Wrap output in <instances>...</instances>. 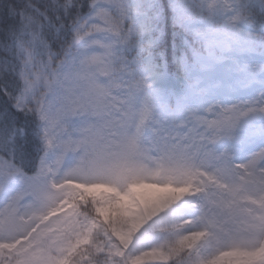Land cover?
Here are the masks:
<instances>
[{"label":"snow or ice","instance_id":"obj_1","mask_svg":"<svg viewBox=\"0 0 264 264\" xmlns=\"http://www.w3.org/2000/svg\"><path fill=\"white\" fill-rule=\"evenodd\" d=\"M145 145L210 178L223 251H264V0H0V264H75L62 184Z\"/></svg>","mask_w":264,"mask_h":264},{"label":"trees","instance_id":"obj_2","mask_svg":"<svg viewBox=\"0 0 264 264\" xmlns=\"http://www.w3.org/2000/svg\"><path fill=\"white\" fill-rule=\"evenodd\" d=\"M152 153L155 157H151L150 163H145V158ZM180 158L183 157L179 154H163L150 145L124 149L107 155L105 164L108 172L111 173L112 192L110 195H95L88 201L83 214H81L82 217L97 225L95 230L92 234H89V229L81 228L80 218L79 225L74 232H66L64 236L66 240H70L75 244L77 253L75 264H120L118 253L121 248L116 240L117 235L121 230H130V226L135 219L131 213L124 209L122 201L118 199V194L131 183L138 182L143 184L145 178L151 175L153 162L155 161L162 163L163 172L165 175H169L167 178H170V180L180 181V175L189 177L190 174L183 172L185 168L188 169L189 173L201 172L202 180H199L197 185L194 184V187L197 189V193L202 196V204H206L208 199L214 196L215 188L210 186V178L207 174L200 168L193 169L189 167L188 162L184 158L183 160ZM73 190V186L64 184L61 186L60 192L64 191L66 195H73ZM248 199L252 200V197L242 198L239 204L233 208L232 216L234 220L227 225L228 227L240 231L251 223L250 219L243 218L241 214L239 217L236 216L238 213L237 207L242 206ZM201 205L198 207L193 206L195 213L200 217ZM200 231L203 239L209 244L212 257L226 252L222 250L225 245L224 240L214 236L203 226ZM75 232H78L79 235H75ZM156 232L160 235V251L166 253L168 257L166 264H199L196 254L187 250L190 246V241L181 237L172 214L159 216ZM86 237H90L92 241L88 245H83ZM91 252H94L95 255L92 256Z\"/></svg>","mask_w":264,"mask_h":264},{"label":"rangeland","instance_id":"obj_3","mask_svg":"<svg viewBox=\"0 0 264 264\" xmlns=\"http://www.w3.org/2000/svg\"><path fill=\"white\" fill-rule=\"evenodd\" d=\"M149 160V158H147ZM104 157L102 158H92L85 161V166L82 170L71 174L72 177H78L83 181H88L89 183L78 185L80 192L75 202H68L66 198L60 201L63 205L59 210L68 211L69 209L82 205L84 206L87 198L91 196L94 192L105 191L107 187L106 180L100 177L101 171L97 167V163H103ZM157 173L160 168H156ZM88 173V178L84 177V173ZM157 180H149L142 187L138 185L130 186L129 189L124 192L121 196L122 200L125 202L128 209L134 211L135 215L139 219L144 220L143 223H135L132 226V231L129 233H120L118 240L124 247V252L121 255L125 262L130 264H164L166 262L165 255L159 253L155 249V244L157 242L156 235H140L138 232L141 228L147 227L148 230H152L153 222L157 214L163 211H168L170 209H175V221L177 225L181 226V234L183 237L192 240L194 249L198 255L201 264H217L225 259L236 258L235 252H229L217 259L212 260L207 255L206 243L200 239V236L195 232V227L188 226L187 223L192 217V197L198 200L195 194H192V184H184L186 187L185 192L182 193L179 188H176L173 183H164L165 180L161 176L156 177ZM100 180H104V183H100ZM103 184V185H102ZM187 191L189 194H186ZM186 194V195H184ZM184 195V196H183ZM144 198H147L145 205ZM151 204V206H149ZM253 206H247V209H252ZM195 223V222H194ZM259 256H264V251H258L256 253H250L249 255L241 253L236 259L235 264H243V260H249L248 264H252V260Z\"/></svg>","mask_w":264,"mask_h":264}]
</instances>
